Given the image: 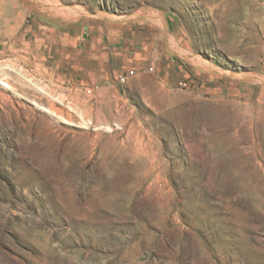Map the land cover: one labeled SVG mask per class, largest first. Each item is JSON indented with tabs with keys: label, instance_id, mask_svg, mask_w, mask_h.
Instances as JSON below:
<instances>
[{
	"label": "rangeland",
	"instance_id": "1",
	"mask_svg": "<svg viewBox=\"0 0 264 264\" xmlns=\"http://www.w3.org/2000/svg\"><path fill=\"white\" fill-rule=\"evenodd\" d=\"M108 23L157 40L55 74ZM0 264H264V0H0Z\"/></svg>",
	"mask_w": 264,
	"mask_h": 264
},
{
	"label": "crops",
	"instance_id": "2",
	"mask_svg": "<svg viewBox=\"0 0 264 264\" xmlns=\"http://www.w3.org/2000/svg\"><path fill=\"white\" fill-rule=\"evenodd\" d=\"M38 28L44 36L40 43L44 46V53L56 47L58 42L65 46L60 52L57 51L61 54L59 59L54 58L58 64L54 69L55 74L64 75L66 82L77 81L79 84L113 82L118 73L136 65V53L145 50L146 47H143L146 44L157 40L121 23L83 27L81 30L71 27L66 28L65 33L41 25ZM53 53L56 52H49Z\"/></svg>",
	"mask_w": 264,
	"mask_h": 264
},
{
	"label": "built area",
	"instance_id": "3",
	"mask_svg": "<svg viewBox=\"0 0 264 264\" xmlns=\"http://www.w3.org/2000/svg\"><path fill=\"white\" fill-rule=\"evenodd\" d=\"M134 75V72H128L125 74H122L118 77L119 83H125L128 79H130ZM90 91V90H89Z\"/></svg>",
	"mask_w": 264,
	"mask_h": 264
},
{
	"label": "bare ground",
	"instance_id": "4",
	"mask_svg": "<svg viewBox=\"0 0 264 264\" xmlns=\"http://www.w3.org/2000/svg\"><path fill=\"white\" fill-rule=\"evenodd\" d=\"M204 62H205V61H204ZM202 64L205 65L206 67H208L205 63L202 62ZM202 64H201V65H202Z\"/></svg>",
	"mask_w": 264,
	"mask_h": 264
}]
</instances>
